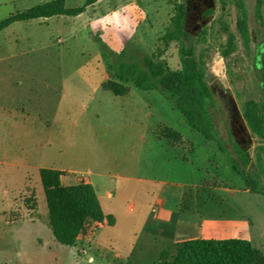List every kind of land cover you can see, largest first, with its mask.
<instances>
[{
    "label": "rangeland",
    "instance_id": "rangeland-1",
    "mask_svg": "<svg viewBox=\"0 0 264 264\" xmlns=\"http://www.w3.org/2000/svg\"><path fill=\"white\" fill-rule=\"evenodd\" d=\"M49 1L52 0H0V20ZM255 1L243 0L250 35L247 44L243 43L236 29L237 11L234 0H214L213 19L203 29L206 33L203 41H197V37H192L187 32L181 39L185 45L190 43L196 45L197 53L203 52L206 81L216 102V107L210 112L216 139L230 158L239 165L234 145L247 152L250 157L247 171L257 180L259 186L264 188V140L252 134L242 116L245 103H258L264 99L257 69V48L264 40V10L261 11L260 18L256 17ZM84 2L85 0H65V7L82 6ZM176 3H185V0H137V6L141 9L138 16L140 21L137 20L140 27L134 35V41L122 44L121 51L125 52V59L130 56L141 63L143 57H153L172 70L180 69L178 52L180 44L169 41L165 45L162 41L166 30L170 28V18L174 14ZM93 13L88 11V15ZM87 20L88 16L85 14L78 19L58 16L44 20L16 22L0 32V58H11L7 65L13 69L19 67L20 71L62 73L64 88L68 95L90 105L88 116L91 119H94L91 116L96 111L94 105L98 100L102 101L100 120L110 122V126L99 128L97 132L103 140L102 148L109 163H113L118 158L124 159L127 155L126 145L118 139L119 136L128 135L129 132L136 135L143 133L149 141L143 146V150L138 148L140 174L146 171L143 166L144 159L150 157L152 163L158 166L164 162L166 153L159 146L162 143L156 142L153 138L156 137L155 132L157 135L161 124L169 126L185 139H189L192 146L187 145L183 155L189 163L198 166L202 173L206 167L208 172L216 174L217 181L205 180L203 183L221 182L231 189L232 193L225 197L235 208L238 220L249 223V235L243 238H247L255 249L264 254V195L243 191L244 183L231 169L229 156L220 151L215 142H207L201 135L191 130L180 112L173 107V102L159 91H142L131 85L132 92L127 98L115 97L101 89L97 91L96 84L103 72L100 63H97L99 56L106 64L115 59L111 57L117 52L113 53L106 43H102L99 37L100 28L85 27ZM230 36L233 40L229 43ZM225 49L230 50V53L224 57L222 52ZM143 101L151 110L145 124L132 128L114 124L122 116L132 115L130 113L132 108L129 105L139 108ZM121 106H124V112L120 111ZM136 114L137 119L142 118L138 112ZM86 116L87 113L83 114L75 107L67 117L60 116L57 121L51 123L49 127L51 144L44 147L40 153L41 165L46 166L47 163L52 162L49 166L75 170H80L85 165L86 158L91 152V145L84 141L85 138L90 137L89 132H91L85 125ZM235 119L243 129L242 134H236L234 131ZM93 131L95 133L96 130ZM30 132L31 130L26 129L25 136H29ZM192 147L193 152L190 153ZM257 155L261 157V167ZM208 158H212L210 166L206 162ZM37 164L36 162L35 165ZM1 168L3 167L0 163ZM28 172L37 175L33 169ZM157 172L159 174V170ZM28 189H31L30 186ZM31 193L35 199L34 190ZM31 193L25 192L20 196L21 202L24 203ZM10 195L8 185L0 176V264H52L46 257L39 255L34 233L29 225L9 224L10 218H15L14 220L22 218L20 212L10 213V218L3 215L10 211L8 205ZM38 202L41 212L46 213L45 198L42 193L38 196ZM24 210L30 213L32 209L24 205ZM121 244L124 246V242ZM61 247L66 249L64 246ZM159 248L161 247L158 243L149 245L147 248L149 254L139 258L137 264L157 262L160 256L157 259L154 253H158ZM165 253L166 260H171L175 256V248L170 247ZM67 264H88L87 256Z\"/></svg>",
    "mask_w": 264,
    "mask_h": 264
},
{
    "label": "crops",
    "instance_id": "crops-1",
    "mask_svg": "<svg viewBox=\"0 0 264 264\" xmlns=\"http://www.w3.org/2000/svg\"><path fill=\"white\" fill-rule=\"evenodd\" d=\"M139 10L137 0H97L74 18L87 14L85 27L100 28L102 43L119 53L123 43L134 41V35L140 27L137 22L140 21ZM88 11L94 13L88 15ZM9 60L11 58H0V163L3 167L0 176L11 193L8 199L10 211L3 215L9 217L12 212H20L22 218L14 220L9 217V224L26 223L31 227L41 257H46L52 264L71 263L85 255L88 264H137L139 258L149 254L147 248L152 243H158L161 247L158 253H154L157 258L170 247L188 240H248L243 238L249 235L248 221L238 220L235 208L225 197L232 193L231 189L221 182L203 183L205 180L217 181L216 174L208 172L206 167L202 173L198 166L189 163L183 155L186 146H192L189 139L161 124L179 133L181 143L172 147L165 139L158 138L155 132L156 137L153 138L162 143L163 146H159L165 150L166 157L161 166L154 165L150 157L144 159L146 171L140 174L138 148L143 150L149 141L143 133L136 135L129 132L118 139L126 145L127 155L124 159L118 158L109 163L102 148L103 140L97 132L99 128L110 126V122L100 120L102 101L98 100L94 105L96 111L91 116L94 119H91L88 116L90 105L68 95L62 73L20 71L19 67H9ZM97 63L103 70L96 84L98 91L103 90L102 84L109 77L106 64L100 56ZM131 92L129 85L125 96L115 97L127 98ZM75 107L83 114L87 113L85 125L91 130L90 137L84 139L91 145L85 165L80 170L49 166L52 162L41 165L40 153L51 144V123L60 116L67 117ZM129 107L132 108V115L122 116L114 124L129 128L145 124L151 111L147 103L143 101L139 108L135 105ZM120 111L124 112V106H121ZM136 112L142 115L141 119H137ZM26 129L31 130L29 136H25ZM211 159L206 160L209 166ZM31 169L37 175L29 174L28 170ZM41 169L62 172L60 183L63 186L88 183L96 194L104 219L101 222L88 220L72 247L64 246L66 249H62L48 225V211L45 213L40 210L38 196L41 193L44 196L39 177ZM188 189L193 193L185 197ZM32 190L36 206L27 213L20 196ZM242 190L248 192L245 187ZM45 207L47 210L46 201ZM107 217H111L110 223ZM123 242L124 246L121 244Z\"/></svg>",
    "mask_w": 264,
    "mask_h": 264
},
{
    "label": "trees",
    "instance_id": "trees-1",
    "mask_svg": "<svg viewBox=\"0 0 264 264\" xmlns=\"http://www.w3.org/2000/svg\"><path fill=\"white\" fill-rule=\"evenodd\" d=\"M97 0H85L82 6L66 8L65 0H52L31 7L23 12L10 15L0 20V31L14 22H24L35 19H45L55 16L75 17L82 14L86 8ZM237 11L236 29L247 44L250 39L247 12L243 0H234ZM184 4L174 5V14L170 18V28L162 37L165 45L169 41L179 43L180 69L172 70L163 62L153 57H143L139 63L133 57H125V52L114 53L109 58H115L106 63L108 80L102 84L104 91L114 96H125L129 85L142 91H159L173 107L180 112L186 124L208 142H215L220 151L227 152L216 139L214 124L210 116L211 110L216 107L215 97L206 81V63L203 52L197 53L196 45H185L181 37L186 34L184 29ZM264 10V0L255 1V15L260 18ZM206 33L203 31L197 41H203ZM230 36L229 43L233 40ZM230 50L225 49V57ZM257 69L259 70V86L264 94V40L257 48ZM243 119L252 134L264 140V99L258 103L248 102L243 107ZM158 138L165 139L170 146L181 143L179 133L159 126ZM240 165L230 158L232 170L241 178L244 187L249 193L264 195V188L247 171L250 157L241 147L234 145ZM261 167V157L257 155ZM62 172L53 169L39 171L40 182L48 211V225L57 243L72 247L86 226L88 220L101 222L104 219L96 194L88 183L80 182L72 186H63L60 183ZM208 184V183H206ZM191 189L186 190L185 197L191 195ZM185 201V199H184ZM29 209H34L36 201L33 194L24 201ZM108 223L111 217H107ZM175 256L166 260V253L160 254L154 264H264V254L255 249L250 241L243 239L213 240L196 239L178 243L173 246Z\"/></svg>",
    "mask_w": 264,
    "mask_h": 264
},
{
    "label": "flooded vegetation",
    "instance_id": "flooded-vegetation-1",
    "mask_svg": "<svg viewBox=\"0 0 264 264\" xmlns=\"http://www.w3.org/2000/svg\"><path fill=\"white\" fill-rule=\"evenodd\" d=\"M184 4V29L192 37H198L204 27L213 19L214 0H185ZM234 131L236 134H242L243 129L234 120Z\"/></svg>",
    "mask_w": 264,
    "mask_h": 264
},
{
    "label": "water",
    "instance_id": "water-1",
    "mask_svg": "<svg viewBox=\"0 0 264 264\" xmlns=\"http://www.w3.org/2000/svg\"><path fill=\"white\" fill-rule=\"evenodd\" d=\"M214 7V6H213Z\"/></svg>",
    "mask_w": 264,
    "mask_h": 264
}]
</instances>
